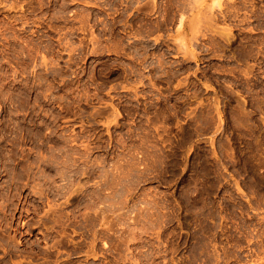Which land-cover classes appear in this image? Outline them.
I'll list each match as a JSON object with an SVG mask.
<instances>
[{"label": "rangeland", "instance_id": "rangeland-1", "mask_svg": "<svg viewBox=\"0 0 264 264\" xmlns=\"http://www.w3.org/2000/svg\"><path fill=\"white\" fill-rule=\"evenodd\" d=\"M0 264H264V0H0Z\"/></svg>", "mask_w": 264, "mask_h": 264}, {"label": "bare ground", "instance_id": "bare-ground-1", "mask_svg": "<svg viewBox=\"0 0 264 264\" xmlns=\"http://www.w3.org/2000/svg\"><path fill=\"white\" fill-rule=\"evenodd\" d=\"M154 9V8H153ZM152 25V24H151ZM145 26V25H144ZM154 26H156V25H154ZM161 27V26H160ZM153 28V27H152ZM144 31V30H143ZM148 32V31H147ZM151 32V31H150Z\"/></svg>", "mask_w": 264, "mask_h": 264}]
</instances>
